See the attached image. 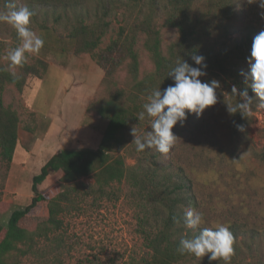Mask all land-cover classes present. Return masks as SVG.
Masks as SVG:
<instances>
[{
	"label": "trees",
	"instance_id": "trees-1",
	"mask_svg": "<svg viewBox=\"0 0 264 264\" xmlns=\"http://www.w3.org/2000/svg\"><path fill=\"white\" fill-rule=\"evenodd\" d=\"M9 0H0L5 9ZM17 8L27 6L34 12L31 30H49L51 21L62 30L71 42L64 50L75 56L90 54L96 60L104 77L95 99L87 106L107 120L99 145L96 148L68 149L54 153L32 177L30 202L15 209L5 224L0 222V264H14L15 254L35 251L38 241L63 225L62 215L80 211L86 204L100 206L105 200L118 199L114 184L125 182L128 197L139 212L141 227L149 257L141 262L132 258L124 264H226L223 259L209 261L177 251L182 237L192 238L201 228H187L184 211H198L194 179L182 165L167 154L153 149L137 152L132 140V128L137 134L150 130L152 117L145 114L143 105L154 89L165 88L173 81L167 77L177 61L185 60L196 66L192 54L203 55L206 73L215 74L225 82L230 91V105L235 106L239 97L231 93L247 87L240 70H248L246 57L250 53L253 37L262 30L248 19L247 0H11ZM111 15L119 17L116 36L105 48H100L102 38L110 28ZM163 25L176 28L177 37L163 49ZM241 22V25H237ZM14 39L11 48L19 46L16 30L11 28ZM148 52L151 69H141L137 49L140 36ZM0 39V194L5 188L14 152L18 143L19 113L3 100L7 84H14L22 91L31 77H41L47 63L41 58L27 60L22 66L10 68V61L2 62L6 47ZM127 62H123V61ZM123 65V69H121ZM122 70L124 74H122ZM15 72L14 77L11 73ZM249 95L254 93L249 88ZM187 111V110H186ZM230 114V127L234 132H245L253 120L251 110L245 115L239 111ZM189 117V115L187 116ZM237 125H243L240 131ZM127 150L135 157L132 165L126 164ZM264 163V146L256 152ZM62 172L60 190L52 197L41 194L38 185L50 174ZM92 177L94 182L82 184L81 179ZM41 201H47V213H32ZM3 211L7 204L1 206ZM179 220L180 223L176 221ZM234 235L233 254L227 264H264V228L247 223L232 222Z\"/></svg>",
	"mask_w": 264,
	"mask_h": 264
},
{
	"label": "rangeland",
	"instance_id": "rangeland-1",
	"mask_svg": "<svg viewBox=\"0 0 264 264\" xmlns=\"http://www.w3.org/2000/svg\"><path fill=\"white\" fill-rule=\"evenodd\" d=\"M247 9L250 22L264 29L261 15L264 9L258 3H248ZM0 10H4L1 4ZM158 23L166 49L177 37V31L164 26L162 17ZM48 26L49 30H32L44 40L39 53H26L28 62L32 58L45 60L46 70L41 77L28 79L24 88H28L29 94L18 91L14 84H7L3 91L4 103L19 113L20 130L5 188L0 194V206L7 204L3 211L0 207L2 224L13 210L30 202L32 177L54 153L64 148H96L107 125L106 119L86 111L100 89L104 70L90 54L67 53L64 49L71 42L51 21ZM118 26L119 17L111 15L101 49L116 36ZM11 28L0 22V39L6 46L1 56L4 63L8 62L6 53L14 43ZM143 39L141 35L137 49L141 69L147 72L151 61ZM120 67L123 69V65ZM200 79L220 82L216 89L217 103L206 107L200 117L189 114L183 126L179 122L174 125L172 131L177 138L166 160L172 158L194 179L203 226L238 222L264 228V163L256 156L264 146V104L254 98L250 109L253 120L245 132L236 133L230 127L227 111L231 97L228 85L212 73ZM123 154L127 165L134 164L135 157L127 150ZM2 171L0 163V178ZM61 176V171L50 174L38 185L39 192L47 197L55 195L60 190ZM81 182L89 184L94 179L84 177ZM114 189L118 199L105 200L95 207L86 204L80 211L62 215V227L49 238L40 239L35 251L15 254L14 264H124L132 258L140 262L148 258L150 252L141 233L139 212L128 197V186L122 182L114 184ZM32 213H47V201L39 202Z\"/></svg>",
	"mask_w": 264,
	"mask_h": 264
},
{
	"label": "clouds",
	"instance_id": "clouds-1",
	"mask_svg": "<svg viewBox=\"0 0 264 264\" xmlns=\"http://www.w3.org/2000/svg\"><path fill=\"white\" fill-rule=\"evenodd\" d=\"M249 4L258 3L264 9V0H247ZM264 16V13H261ZM34 12L27 6L17 8L11 0L4 10H0V22H6L16 30L17 37L22 43L10 48L6 53V59L10 61L9 67L22 66L26 61V53L38 54L44 46L41 36L34 33L31 28V18ZM191 59L196 66L185 60H179L171 67L167 77L173 83L161 89H154L143 105L144 111L139 114V119H144L145 114L152 117L150 130L143 134H137L132 128L134 137L132 142L137 152L146 149H155L159 153L167 154L172 148L176 135L172 129L178 122L183 126L189 114L194 113L200 117L208 106L217 103L216 89L220 82L216 79L202 81L200 77L206 75L203 55L192 54ZM248 70H240L243 82L247 87L238 90L232 86L231 93L240 99L235 106L227 105L229 113L240 112L245 115L251 109L254 98H259L264 104V29L253 37L249 55L245 58ZM14 77L15 72L11 73ZM254 93L249 95L248 89ZM187 110V111H186ZM238 130L243 131V125H237ZM180 223L179 220L176 221ZM184 225L187 228H197L204 223L203 213L188 208L184 211ZM234 235L230 225L218 224L214 227L201 228L198 235L192 238L182 237L179 240L177 251L180 254H191L202 258L208 255L209 261L223 259L226 264L233 254Z\"/></svg>",
	"mask_w": 264,
	"mask_h": 264
},
{
	"label": "crops",
	"instance_id": "crops-1",
	"mask_svg": "<svg viewBox=\"0 0 264 264\" xmlns=\"http://www.w3.org/2000/svg\"><path fill=\"white\" fill-rule=\"evenodd\" d=\"M40 83H41V82H40ZM40 83H38V84L36 83L35 86H36V87L39 86ZM27 89H28L27 87L24 88V89H23V92L29 94V91H27ZM87 106H88V105H87ZM86 108H87V107H86ZM19 130H20V127H18V137H19ZM72 149H73V148H72Z\"/></svg>",
	"mask_w": 264,
	"mask_h": 264
}]
</instances>
